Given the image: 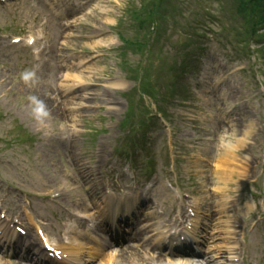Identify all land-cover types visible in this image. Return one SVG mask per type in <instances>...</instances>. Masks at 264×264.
I'll list each match as a JSON object with an SVG mask.
<instances>
[{
	"label": "rangeland",
	"instance_id": "rangeland-1",
	"mask_svg": "<svg viewBox=\"0 0 264 264\" xmlns=\"http://www.w3.org/2000/svg\"><path fill=\"white\" fill-rule=\"evenodd\" d=\"M152 2L0 0V264H46L17 227L53 264L77 230L86 264H264V39L237 0Z\"/></svg>",
	"mask_w": 264,
	"mask_h": 264
},
{
	"label": "bare ground",
	"instance_id": "bare-ground-1",
	"mask_svg": "<svg viewBox=\"0 0 264 264\" xmlns=\"http://www.w3.org/2000/svg\"><path fill=\"white\" fill-rule=\"evenodd\" d=\"M228 156V155H227ZM222 159V162H220V165H221V171L222 172H224L225 170H224V163H226V159L224 158H221ZM222 175V174H221ZM220 178H222V177H220ZM137 200V202L139 201L138 199H136ZM140 202V201H139ZM113 210H114V213L111 215V217H110V221L112 222V226H114V227H118L119 226V220H118V218H119V215H123V212L121 211V207H120V205L118 204V202H116V204H115V207L113 208ZM151 213V212H150ZM212 213V212H211ZM125 214H127V212H125ZM148 219L149 220H153L154 218L153 217H151V216H148ZM147 227H149L148 226V224L147 225H145V226H143L140 230H139V232H142V231H145L146 230V228ZM104 231V230H103ZM104 233V232H103ZM75 234H76V237H72L71 239V242L69 241V244H68V246L66 247V249H64V248H61V249H59L58 247L59 246H55V248H57V249H59V253L61 254V257L63 258V260H61V261H63L62 262V264H85V261H87V259H85L84 257H83V248H84V243H82L80 240H79V237L81 236V233L79 232V230H77L76 232H75ZM12 235V234H11ZM10 235V236H11ZM20 235H18V234H15L14 235V237L10 240V245L12 246V247H19V248H21L23 251H25L26 253H31L30 251H31V249L32 248H34V246H33V244L32 243H23V244H21L20 245V243L18 242V240H19V237ZM75 238V239H74ZM92 239L96 242V245L97 246H99V244L97 243L98 241V239H96V238H94V237H92ZM134 239H138L136 236H134ZM16 243H18V245L17 246H14V244H16ZM53 246V245H52ZM127 246V245H126ZM92 249V252L93 253H95V251H94V249L93 248H91ZM17 250H20V249H17ZM123 249H121V247H120V249H119V252L121 253V254H119V258L118 259H120V261L119 262H123L124 260H125V262L126 261H131V260H133L134 259V257L137 255L136 254V251H134V250H132L131 248H129V249H125V250H123ZM122 251V252H121ZM34 254H37L38 256H41V258L43 259V260H45V258H43V253L40 251V250H38L37 252H34ZM104 256H103V259H104V261L102 260V259H100L101 261L98 263V264H109V263H111V261L113 260V259H116L117 258V256L118 255H115V256H113L111 253H105V254H103ZM155 259L157 260V258L159 257V253H157L155 256ZM40 258V259H41ZM39 260V259H38ZM137 262H142L143 260H141L140 258L138 259L137 258ZM47 261V260H46ZM161 262V261H160ZM160 262H158L157 261V263L158 264H161ZM156 263V264H157ZM47 264V263H46ZM48 264H52V263H48ZM138 264H141V263H138ZM167 264H188V262H185L184 260H182V262H180V261H169Z\"/></svg>",
	"mask_w": 264,
	"mask_h": 264
},
{
	"label": "trees",
	"instance_id": "trees-1",
	"mask_svg": "<svg viewBox=\"0 0 264 264\" xmlns=\"http://www.w3.org/2000/svg\"><path fill=\"white\" fill-rule=\"evenodd\" d=\"M160 0H153L152 3L148 4V7L143 5L139 8L141 10H148L149 15L151 16L156 11L157 2ZM238 7L236 11L238 14L243 16L247 22L246 36L248 40H254L256 37H262L263 33L259 34L256 26L263 23L264 24V0H237ZM145 3V2H144ZM137 10V14H138ZM145 21V20H144Z\"/></svg>",
	"mask_w": 264,
	"mask_h": 264
}]
</instances>
